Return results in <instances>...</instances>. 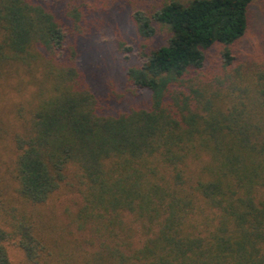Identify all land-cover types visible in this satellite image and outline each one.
Returning a JSON list of instances; mask_svg holds the SVG:
<instances>
[{
	"label": "trees",
	"instance_id": "obj_1",
	"mask_svg": "<svg viewBox=\"0 0 264 264\" xmlns=\"http://www.w3.org/2000/svg\"><path fill=\"white\" fill-rule=\"evenodd\" d=\"M253 1L133 13L141 36L165 41L127 70L148 100L115 109L124 95H98L80 65L103 0H0V82L35 86L12 132L0 120L15 146L0 264H13L9 245L25 264H264V64L245 69L232 51ZM63 193L81 198L66 227L42 209Z\"/></svg>",
	"mask_w": 264,
	"mask_h": 264
},
{
	"label": "rangeland",
	"instance_id": "obj_2",
	"mask_svg": "<svg viewBox=\"0 0 264 264\" xmlns=\"http://www.w3.org/2000/svg\"><path fill=\"white\" fill-rule=\"evenodd\" d=\"M169 1L171 0H103V6L98 11H93L92 33L83 39L84 53L80 65L86 70L87 80L98 95L106 96L112 92L124 95L120 100L112 96L111 104L115 109L142 105L148 100V91L134 93L128 90L127 70L130 66L139 63L138 54L141 50H148L165 41L160 32L149 39L141 36L133 19V13L145 11L150 14ZM120 41L124 42V46H130L132 51L121 49ZM221 50V45L212 48L211 64L214 60L220 59ZM232 51L236 57L235 64L242 65L245 69L264 64V0H254L251 3L246 34L232 46ZM24 76L25 82L20 88L19 80L16 78L9 79V82L6 80L0 82V120L8 132H12L17 125L14 111L12 112L14 102L30 95L35 88L30 82L31 77ZM13 157H15V146L12 139L10 136L1 138L0 176H7L6 167ZM80 203L81 198L78 194L63 193L42 209L48 223L55 222L66 227L64 223L69 222L70 215L78 210ZM9 252L13 264H25L24 254L19 247L9 245Z\"/></svg>",
	"mask_w": 264,
	"mask_h": 264
}]
</instances>
